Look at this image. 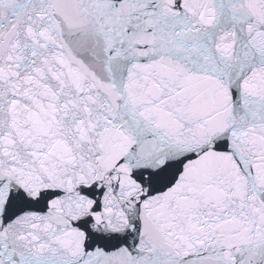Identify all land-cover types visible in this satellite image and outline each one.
I'll return each instance as SVG.
<instances>
[{"label":"snow or ice","instance_id":"snow-or-ice-1","mask_svg":"<svg viewBox=\"0 0 264 264\" xmlns=\"http://www.w3.org/2000/svg\"><path fill=\"white\" fill-rule=\"evenodd\" d=\"M0 264H264V0H0Z\"/></svg>","mask_w":264,"mask_h":264}]
</instances>
